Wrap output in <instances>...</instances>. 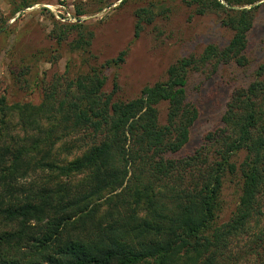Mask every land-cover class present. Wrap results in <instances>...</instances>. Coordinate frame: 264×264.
<instances>
[{"label": "trees", "instance_id": "1", "mask_svg": "<svg viewBox=\"0 0 264 264\" xmlns=\"http://www.w3.org/2000/svg\"><path fill=\"white\" fill-rule=\"evenodd\" d=\"M261 1L183 0L195 15L215 16L230 39L177 60L128 101L115 99V82L104 91L103 75L127 50L90 64L93 32L53 25L51 39L73 36L68 47L86 69L55 79L39 104L0 94V264H264V59L247 86L233 88L221 127L174 157L198 116L188 72L246 67ZM34 3L14 0V10ZM168 12L155 1L138 8L133 38ZM227 181L239 197L219 223Z\"/></svg>", "mask_w": 264, "mask_h": 264}, {"label": "rangeland", "instance_id": "2", "mask_svg": "<svg viewBox=\"0 0 264 264\" xmlns=\"http://www.w3.org/2000/svg\"><path fill=\"white\" fill-rule=\"evenodd\" d=\"M13 1L0 0V94L10 103L39 104L44 90L55 79H71L86 69L81 56L68 47L73 36L61 44L49 36L56 23L81 24L93 32L90 52L96 60H88L90 64L101 65L127 50L123 63L103 68L104 91L111 92L115 82L114 97L122 101L134 99L145 86L164 81L167 68L177 60L197 56L209 44L223 47L231 37L215 16H197L183 0H36L18 11L14 10ZM150 1L169 8V12L157 16L150 25H143L139 37L134 39L135 11ZM259 4L248 33L246 67L211 63L188 72L186 98L198 116L187 144L175 158L193 154L203 144L206 133L221 127L233 88L247 86L263 61L264 0ZM166 108L165 103L158 106L160 124L165 121ZM238 197L237 186L225 182L219 223L229 219ZM250 260L244 264H251Z\"/></svg>", "mask_w": 264, "mask_h": 264}, {"label": "built area", "instance_id": "3", "mask_svg": "<svg viewBox=\"0 0 264 264\" xmlns=\"http://www.w3.org/2000/svg\"><path fill=\"white\" fill-rule=\"evenodd\" d=\"M56 18L59 19L57 15H56Z\"/></svg>", "mask_w": 264, "mask_h": 264}]
</instances>
